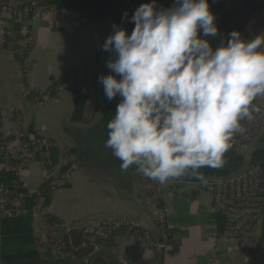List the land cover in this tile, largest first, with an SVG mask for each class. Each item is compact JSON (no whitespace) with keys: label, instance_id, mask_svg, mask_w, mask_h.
Returning a JSON list of instances; mask_svg holds the SVG:
<instances>
[{"label":"crops","instance_id":"crops-1","mask_svg":"<svg viewBox=\"0 0 264 264\" xmlns=\"http://www.w3.org/2000/svg\"><path fill=\"white\" fill-rule=\"evenodd\" d=\"M81 14L83 12L76 10H51L27 17L20 0H4L0 8V30L5 38L14 41L0 46V141L47 137L56 143L57 163L52 168L46 169L37 161L26 162L20 167L18 180L27 193L38 194L41 201L45 195L49 196V204L44 208L61 222L56 227L61 234L82 229L96 220L124 217L141 223L151 237L158 240L160 230L149 209L151 197L138 198L124 171L91 164L85 156L79 159L76 141L68 132L101 119L106 107L103 85L98 82L101 98L90 123L82 117L83 100L72 90L56 94L41 106L35 105L62 73L94 57L99 77L100 70L111 58L112 54L102 51L99 40L92 37L88 29L66 21L67 15ZM100 18L106 20L101 15ZM108 24L112 33L113 26ZM233 30L239 31L246 40L264 34V11L248 14ZM28 33L30 44L24 41ZM26 89L30 94L22 97ZM254 103L264 108V98ZM262 146L264 140L255 139L246 156ZM69 166L72 171L50 192L49 186ZM157 187L161 191L159 205L166 213L167 246L152 249L137 235L114 231L99 238L102 250L90 264H120L117 253L125 255L132 264L264 263V211L261 220L245 236L215 241L214 233L224 227L225 219L222 217L224 222L219 227L220 214L211 211V196L198 187V182L182 176L165 184L158 182ZM40 228L41 221L34 218L35 237ZM38 253L46 262L56 258L47 246H39ZM213 254H217V259L210 262L208 259ZM57 264L80 263L65 259Z\"/></svg>","mask_w":264,"mask_h":264},{"label":"clouds","instance_id":"clouds-1","mask_svg":"<svg viewBox=\"0 0 264 264\" xmlns=\"http://www.w3.org/2000/svg\"><path fill=\"white\" fill-rule=\"evenodd\" d=\"M127 16V13H124ZM208 0H174L158 8L140 4L134 27L113 25L102 49L112 54L98 77L109 101L120 97L107 123L105 147L127 171L167 183L199 169L219 167L241 121L254 119L264 98V34L218 36ZM119 77V78H117Z\"/></svg>","mask_w":264,"mask_h":264},{"label":"built area","instance_id":"built-area-1","mask_svg":"<svg viewBox=\"0 0 264 264\" xmlns=\"http://www.w3.org/2000/svg\"><path fill=\"white\" fill-rule=\"evenodd\" d=\"M41 1L20 0L27 17H34L41 11L54 10L52 6L43 7ZM148 2L151 0H145V3ZM162 3L163 0H156L158 8L162 7ZM3 5L4 0H0V8ZM66 21L74 26L88 29L90 35L99 40L101 49L105 38L111 34L108 22L100 20L94 15L87 13L67 15ZM24 38L28 44L31 43L29 33ZM4 44L5 34L0 30V46ZM102 51L104 50L102 49ZM98 71L97 59L91 57L82 66L62 73L43 97L35 101V105L41 106L47 99H52L56 94L65 90H72L83 100L82 117L84 121L86 123L92 122L101 98L98 92ZM29 94L30 90L26 89L22 92V97H27ZM258 107L261 111L254 113L253 120L241 121L245 132L235 134L231 141L236 152L246 158L242 168L228 176L198 182V187L207 191L211 196V211L220 214L225 219L224 227L219 232L214 233L215 241H227L245 236L262 218L264 211V168L246 156L249 145L255 139L264 140V132H262L264 129V108ZM54 148H56V143L47 137H37L27 141L8 138L0 141V174L5 175L4 179L0 180V218L12 217L22 210L19 199L12 198L10 190V187H14L19 178L21 165L26 162L37 161L46 169L52 168L55 165L51 163V151ZM72 169V166H69L65 173L55 179L49 186V191H55L60 186L62 179ZM157 185L158 181H154V193L150 196L149 209L151 217L160 230V239H153L150 232L137 221L124 217H111L85 225L82 228L80 240L74 243L69 239L70 247L64 251L62 248L63 234L56 229L58 225L46 229V209L37 204L31 210V215L41 221V230L38 235L39 246L49 247L56 258L83 251L85 256L82 264H88L90 258L102 250V244L99 241L101 236L111 234L114 231H123L137 235L152 249H164L168 244L169 232L166 224V213L158 202L161 191ZM36 196V201L41 202L40 196L38 194ZM116 258L120 264H132L122 253H117ZM216 259L217 254H213L208 260L214 262Z\"/></svg>","mask_w":264,"mask_h":264},{"label":"trees","instance_id":"trees-1","mask_svg":"<svg viewBox=\"0 0 264 264\" xmlns=\"http://www.w3.org/2000/svg\"><path fill=\"white\" fill-rule=\"evenodd\" d=\"M145 0H42L43 7L52 6L54 10L81 11L88 15H94L100 20V15L112 24L126 29L128 34L131 33L134 23L131 22V16L135 9ZM210 11L215 15V23L218 28V36L209 38L213 48L220 45L222 40L227 42L229 33L233 27L240 22L245 16L255 12L264 11V0H208ZM174 4V0H163L161 8H169ZM127 13V16H124ZM5 38V43L13 42ZM110 69L105 65L101 70V75H108ZM65 73V72H64ZM119 78V77H117ZM105 95V93H104ZM106 98V107L101 119L85 128H71L68 132L76 141V152L79 159L86 157L87 162L97 166H104L116 170H121V161L117 159L112 150L105 147L107 139V123L115 115L116 105L120 102V97L109 101ZM82 99V98H81ZM84 120V119H83ZM232 145V144H231ZM56 148L51 151V163H57ZM251 161L260 164L264 168V146L255 148L249 154ZM246 158L234 149L233 145L222 156V163L219 167H204L199 169L203 178L216 179L231 175L242 168ZM122 171V170H121ZM127 178L131 181L135 195L138 198L146 199L153 195L154 181L138 173L135 166L130 167L127 171ZM4 174H0V180H3ZM184 178L188 181L200 182L202 179L194 175L186 174ZM17 180V179H16ZM11 197L18 198L21 212L12 217L0 218V264H57L61 260H73L80 264L83 262L85 252L77 251L70 253L65 257L54 258L51 262L41 259L38 253L39 238L35 237L33 229L34 218L31 210L38 204L46 207L49 204V196L45 195L44 199L36 201V194H29L17 180L14 187H10ZM223 216L218 215L219 227L223 224ZM46 229L52 226L60 225L61 222L54 219L50 213L45 214ZM41 228L39 229V231ZM82 229H71L62 235V248L68 250L69 239L77 243L81 238ZM100 252L94 254L88 264L93 262Z\"/></svg>","mask_w":264,"mask_h":264}]
</instances>
